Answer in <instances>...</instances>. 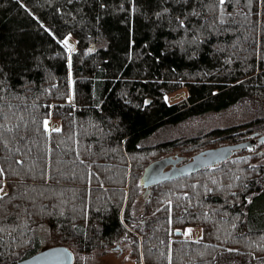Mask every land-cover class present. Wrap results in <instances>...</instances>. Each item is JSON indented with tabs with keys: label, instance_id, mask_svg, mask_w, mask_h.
<instances>
[{
	"label": "trees",
	"instance_id": "obj_1",
	"mask_svg": "<svg viewBox=\"0 0 264 264\" xmlns=\"http://www.w3.org/2000/svg\"><path fill=\"white\" fill-rule=\"evenodd\" d=\"M261 134L264 0H0V264L40 223L74 264L130 228L137 264H264V141L140 183Z\"/></svg>",
	"mask_w": 264,
	"mask_h": 264
},
{
	"label": "water",
	"instance_id": "obj_2",
	"mask_svg": "<svg viewBox=\"0 0 264 264\" xmlns=\"http://www.w3.org/2000/svg\"><path fill=\"white\" fill-rule=\"evenodd\" d=\"M258 140L263 142L264 134L258 135ZM255 141L253 139L208 147L194 153L187 161H185L187 156L179 153L166 154L156 158L146 165L140 176V183L146 188L144 196H147L150 187L158 182L219 163L230 157L238 148L246 145L251 146ZM74 260V252L68 245L53 244L8 264H74Z\"/></svg>",
	"mask_w": 264,
	"mask_h": 264
},
{
	"label": "rangeland",
	"instance_id": "obj_3",
	"mask_svg": "<svg viewBox=\"0 0 264 264\" xmlns=\"http://www.w3.org/2000/svg\"><path fill=\"white\" fill-rule=\"evenodd\" d=\"M185 96H186L185 92L180 91L175 95L169 96V100H173L175 98L185 97ZM234 113H235L234 111L228 110L227 112L222 113L221 117H217V118H220V120L221 118H223V123L225 122L228 123L234 118L233 117L235 115ZM204 122H206V120ZM195 123L196 121L194 122V124ZM187 124H188V128H190L191 124L189 122ZM175 153L177 152L168 153V154H175ZM191 229L196 230L197 228H191ZM33 239H34L33 248L31 249L30 252H32L33 250L39 251L45 247L52 245L54 242L53 240L50 239L49 229L47 224L45 223H40L34 227ZM136 239H137V235H135L133 240L136 241ZM122 240L117 241L118 242L117 245H119L120 247H117L115 245L116 244L115 242L113 244H108L104 247H98L94 249L93 251H91V254L89 256H87L86 254H82L80 257V264H137V262H135V258L131 255L132 243H133L132 240H129L127 236H124Z\"/></svg>",
	"mask_w": 264,
	"mask_h": 264
},
{
	"label": "flooded vegetation",
	"instance_id": "obj_4",
	"mask_svg": "<svg viewBox=\"0 0 264 264\" xmlns=\"http://www.w3.org/2000/svg\"><path fill=\"white\" fill-rule=\"evenodd\" d=\"M187 157H188L187 159L190 158V156H187ZM145 189H146V188L142 185V195H143V197H145V196H144ZM150 189H151V187H150ZM146 197H147V196H146ZM133 220H134V218H133ZM139 221H140V222H139ZM145 221H146V216H144L143 213H140V215L137 216V219L135 220L134 225H135V226H140V224H141V223H144ZM135 226H134V227H135ZM136 232H137L136 229H134V228L131 229V228H130V231L127 232L124 236H127L129 240H132V242H134L133 238L135 237V235H137ZM175 232H176L177 235H178V234H179V235L184 234L183 230H180V232H177V231H175ZM139 234H141V233L139 232ZM199 234H200V229H199V228H197L196 230L190 229L189 232H188V235H187L185 238H188V239H197L198 236H199ZM132 236H134V237H132ZM117 243H118V242H116L115 245H116L117 247H120L119 245H117ZM131 252H133V249H132ZM132 256L135 258L134 255H132Z\"/></svg>",
	"mask_w": 264,
	"mask_h": 264
},
{
	"label": "bare ground",
	"instance_id": "obj_5",
	"mask_svg": "<svg viewBox=\"0 0 264 264\" xmlns=\"http://www.w3.org/2000/svg\"><path fill=\"white\" fill-rule=\"evenodd\" d=\"M52 123V122H51ZM253 139H255L256 141L254 142V143H252V145H254V144H256L257 142H259V140H258V135H256L255 137H253V138H250V139H247V140H253ZM247 140H244V141H247ZM243 142V141H242ZM251 145V146H252ZM251 146H248V145H246V146H244V147H251ZM188 159H186L185 161H187ZM184 161V162H185Z\"/></svg>",
	"mask_w": 264,
	"mask_h": 264
},
{
	"label": "snow or ice",
	"instance_id": "obj_6",
	"mask_svg": "<svg viewBox=\"0 0 264 264\" xmlns=\"http://www.w3.org/2000/svg\"><path fill=\"white\" fill-rule=\"evenodd\" d=\"M65 43H67V41H65ZM58 130V129H57Z\"/></svg>",
	"mask_w": 264,
	"mask_h": 264
},
{
	"label": "crops",
	"instance_id": "obj_7",
	"mask_svg": "<svg viewBox=\"0 0 264 264\" xmlns=\"http://www.w3.org/2000/svg\"><path fill=\"white\" fill-rule=\"evenodd\" d=\"M191 229V228H190ZM188 235V234H187Z\"/></svg>",
	"mask_w": 264,
	"mask_h": 264
}]
</instances>
